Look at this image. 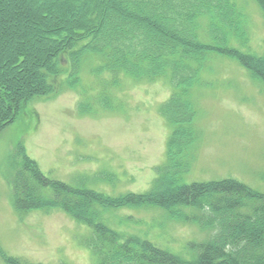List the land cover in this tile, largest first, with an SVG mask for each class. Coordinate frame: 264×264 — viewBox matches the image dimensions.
Segmentation results:
<instances>
[{"label":"rangeland","instance_id":"1","mask_svg":"<svg viewBox=\"0 0 264 264\" xmlns=\"http://www.w3.org/2000/svg\"><path fill=\"white\" fill-rule=\"evenodd\" d=\"M238 1L246 35L239 48L261 57L263 7L258 0ZM228 55H205L189 88H173L167 75L102 72L85 56L73 87L24 103L0 132V264H95L94 226L110 230L118 243L140 249L148 242L174 254L173 264H199L195 246L216 230L200 223L204 201L198 208L120 200L147 192L167 157L186 167L171 188L230 178L264 193V81ZM59 62L65 70V54ZM174 94L191 111L187 128L174 129L177 120L170 123L160 110ZM173 130L189 137L186 146L170 140ZM25 169L28 178L40 171L49 183L100 195L81 212L95 219L88 225L54 203L20 208L21 198L54 196L48 188L43 196L36 190L23 195L20 187L30 188L19 176Z\"/></svg>","mask_w":264,"mask_h":264},{"label":"trees","instance_id":"2","mask_svg":"<svg viewBox=\"0 0 264 264\" xmlns=\"http://www.w3.org/2000/svg\"><path fill=\"white\" fill-rule=\"evenodd\" d=\"M258 2L264 11V0ZM241 13L238 0H0V132L24 103L73 87L85 56L94 58L95 68L102 72L145 73L151 78L167 75L173 88H189L205 55L230 54L264 81V55L239 48V42L246 43ZM64 54L65 70L59 62ZM160 110L170 123L177 120L171 123L174 129L189 126L191 111L186 113L176 94ZM170 140L186 146L189 137L181 138L173 130ZM166 160L164 166L156 167L157 176L147 192L128 194L120 202L137 199L200 208L204 201L207 212L200 223L216 230L210 240L196 244L198 263L264 264V193L230 178L171 188L186 167L173 157ZM25 174L26 169L19 176L25 177L30 188L20 187L23 195L35 190L42 195L48 188L54 196L49 200L21 198L20 208L54 203L88 225L95 219L96 214L81 213L90 211L91 202L100 197L94 191L49 183L40 171L30 173L31 179ZM247 204H252L249 212H242ZM92 230L89 246L93 249L99 244L93 252L95 264H173L175 259L174 254L148 242V247L136 249L118 243L108 229L94 226Z\"/></svg>","mask_w":264,"mask_h":264}]
</instances>
